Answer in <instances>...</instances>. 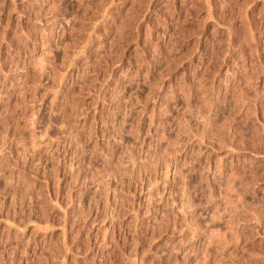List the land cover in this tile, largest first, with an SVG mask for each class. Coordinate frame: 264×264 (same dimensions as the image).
<instances>
[{
  "label": "rangeland",
  "instance_id": "1",
  "mask_svg": "<svg viewBox=\"0 0 264 264\" xmlns=\"http://www.w3.org/2000/svg\"><path fill=\"white\" fill-rule=\"evenodd\" d=\"M0 264H264V0H0Z\"/></svg>",
  "mask_w": 264,
  "mask_h": 264
}]
</instances>
